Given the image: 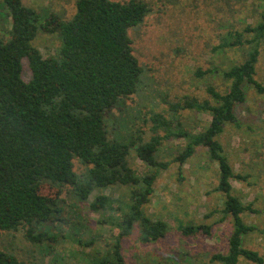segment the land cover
Instances as JSON below:
<instances>
[{
    "label": "trees",
    "instance_id": "16d2710c",
    "mask_svg": "<svg viewBox=\"0 0 264 264\" xmlns=\"http://www.w3.org/2000/svg\"><path fill=\"white\" fill-rule=\"evenodd\" d=\"M232 1L241 4L249 0ZM1 2L10 27L6 39L0 35V241L4 233L21 232L26 242L47 254L64 240L62 225L66 224L74 242L82 245L76 238L82 223L74 221L82 215L74 203L70 209L66 207V199L74 200L79 206L87 203L89 212L95 214L116 213L113 219L103 218L98 223L115 226L118 233L111 236L107 251L87 257L85 264H125L122 240L134 228L138 227L143 244L159 241L169 233L168 224L146 216L143 207L149 202L159 171L168 165L157 159L161 141L174 138L183 139L185 145L173 162L181 166L197 147H203L209 160L217 164L214 190L224 195L221 220L230 217L232 231L227 251L212 255L211 262L238 264L239 259H245L262 264L257 252L242 246L243 237L256 230L242 216L255 213V209L232 193V181L245 182L248 176L234 172L217 138L227 124L238 126L235 107L245 101L243 84L250 85L264 100V85L254 78L259 46L264 43V0L259 21L245 27L243 33L226 32L216 49L247 46L240 63L219 71L225 89L208 86L211 100L185 97L170 107L172 113L187 109L207 115L204 130L191 133L179 122L172 127L175 119L153 113L152 137L142 142V132L137 130L127 143L110 136L105 117L121 110L145 74L128 32L144 22L151 13L150 5L144 0H75L74 15L63 20L55 16L42 19L21 0ZM38 32L59 38L53 55L43 57L33 46ZM246 35L250 38H244ZM24 58L31 72L28 82L22 79ZM203 75L199 73V77ZM160 131L163 136H159ZM133 147L148 172L137 173L129 165ZM75 162L82 167L79 173ZM114 186L128 189L125 201L103 194L89 201L93 192ZM45 189L52 194H44ZM178 231L185 240L211 235V227L204 224L179 225ZM0 264L27 263L0 249Z\"/></svg>",
    "mask_w": 264,
    "mask_h": 264
},
{
    "label": "rangeland",
    "instance_id": "374dc122",
    "mask_svg": "<svg viewBox=\"0 0 264 264\" xmlns=\"http://www.w3.org/2000/svg\"><path fill=\"white\" fill-rule=\"evenodd\" d=\"M127 1V0H117ZM151 13L137 28L129 30L134 55L144 68L138 90L125 100L121 110H113L105 117V125L113 139L127 143L136 131L142 132L141 141L147 142L153 135L150 117L159 113L167 119H175L184 130L197 133L208 125L209 117L195 110H179L172 113L170 107L183 98L210 99L208 86L217 91L225 89L219 71L244 58L247 46L217 51L223 35L228 31L242 30L254 26L263 10L262 0H249L237 4L230 0H144ZM22 4L37 11L42 19L50 16L67 20L75 13V0H21ZM0 0V35L8 37L10 19ZM244 38H250L244 36ZM60 45L56 34L38 32L33 46L43 57L53 55ZM255 65V80L264 85V43L259 46ZM22 79L31 77L28 61L21 60ZM211 71H216L212 73ZM208 72V73H207ZM199 73L203 76L199 77ZM245 101L235 107L238 126L227 124L217 140L226 154L234 172L247 175L246 181H232L233 195L243 203H251L255 213L243 214L242 218L256 230L242 239L244 248L255 251L264 264V100L247 84L242 86ZM211 100V99H210ZM163 136V132L158 133ZM183 139H163L157 159L166 162L153 183V193L144 205L146 216L161 219L170 227L168 235L155 242L143 244L139 241V229L134 228L130 236L122 240L121 253L125 264H218L210 258L227 251V239L232 231L230 217L221 220L224 195L215 191L218 184L217 164L209 160L206 149L197 147L194 154L183 164L173 162L184 147ZM135 147L131 149L129 165L137 173L144 174L148 168L136 158ZM77 173L82 167L75 162ZM44 194H52L45 189ZM99 194L112 200L125 201L128 189L114 186L93 192L89 201ZM79 208L82 223L76 238L70 236V225H62L64 240L45 254L26 242L21 232L4 233L0 249L13 253L27 264L55 261L56 264H85L87 257L102 254L111 243V236L118 233L115 226L101 225V219H112L116 213L89 212L87 203L82 206L66 199V207ZM68 209V211H69ZM189 223L211 227V235L199 239H182L178 226ZM83 226H86L83 227ZM55 231V230H54ZM88 245H85V244ZM238 264H255L239 259Z\"/></svg>",
    "mask_w": 264,
    "mask_h": 264
}]
</instances>
